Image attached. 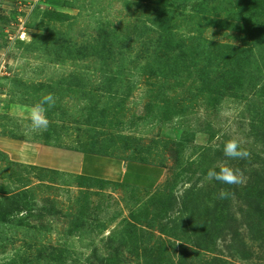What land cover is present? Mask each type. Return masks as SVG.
Segmentation results:
<instances>
[{
    "label": "rangeland",
    "instance_id": "1",
    "mask_svg": "<svg viewBox=\"0 0 264 264\" xmlns=\"http://www.w3.org/2000/svg\"><path fill=\"white\" fill-rule=\"evenodd\" d=\"M0 264H264V0H0Z\"/></svg>",
    "mask_w": 264,
    "mask_h": 264
},
{
    "label": "clouds",
    "instance_id": "2",
    "mask_svg": "<svg viewBox=\"0 0 264 264\" xmlns=\"http://www.w3.org/2000/svg\"><path fill=\"white\" fill-rule=\"evenodd\" d=\"M55 103L54 94L46 93L38 102L29 107L27 119L32 131H46L48 129L50 121L47 112L55 106ZM223 154L230 159H246L250 155L249 151L243 148L241 142L236 138L225 141ZM206 179L209 181L216 180L222 184L236 185L242 183V172L226 163H219L208 169ZM229 195L226 189H221L219 192L220 199H226Z\"/></svg>",
    "mask_w": 264,
    "mask_h": 264
},
{
    "label": "crops",
    "instance_id": "3",
    "mask_svg": "<svg viewBox=\"0 0 264 264\" xmlns=\"http://www.w3.org/2000/svg\"><path fill=\"white\" fill-rule=\"evenodd\" d=\"M5 139H9V138H5ZM17 142L19 143V148L20 149H23L24 147H26L27 154L25 155V157L22 158L21 161H15V162H17V163L19 162L20 164H23V165H26V166H35V167H38V168L49 170L45 166L37 164L39 156H40L41 151L44 148V146H41V145H39L37 143H28V142H24V141H17ZM51 148L56 150V151L60 150V149L54 148V147H51ZM3 154H5V153H3ZM77 154L79 155L80 162L83 160L84 156H88V155H84L82 153H77ZM5 155H7V154H5ZM9 156L10 155H8V157ZM51 171L67 173V174H70V175L85 176V175H83L81 170H78V171H75V172H64V171H60V170H57V169H53ZM85 177H88V176H85Z\"/></svg>",
    "mask_w": 264,
    "mask_h": 264
},
{
    "label": "trees",
    "instance_id": "4",
    "mask_svg": "<svg viewBox=\"0 0 264 264\" xmlns=\"http://www.w3.org/2000/svg\"><path fill=\"white\" fill-rule=\"evenodd\" d=\"M5 138H9V139H14V140H18V141H21V140H19L18 138H16V137H5ZM95 149V148H94ZM94 152H97V150L95 149V150H93ZM92 155H94V156H97V154L96 153H91ZM141 163V162H140ZM146 164V163H145ZM148 165H150L151 167H154L153 169L157 172V175H158V171H159V169H161V167L160 166H153V165H151V164H148ZM124 173L126 172V169H125V165H124ZM156 175V176H157ZM155 179H157V177H155ZM154 185V184H153ZM153 185H151V187H149V188H152L153 187Z\"/></svg>",
    "mask_w": 264,
    "mask_h": 264
}]
</instances>
